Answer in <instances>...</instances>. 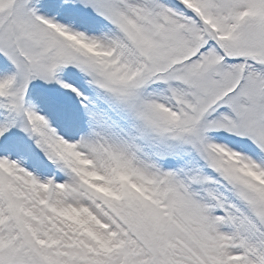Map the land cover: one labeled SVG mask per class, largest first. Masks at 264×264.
<instances>
[{"label":"snow or ice","instance_id":"6c2138e0","mask_svg":"<svg viewBox=\"0 0 264 264\" xmlns=\"http://www.w3.org/2000/svg\"><path fill=\"white\" fill-rule=\"evenodd\" d=\"M0 264H264V0H0Z\"/></svg>","mask_w":264,"mask_h":264}]
</instances>
